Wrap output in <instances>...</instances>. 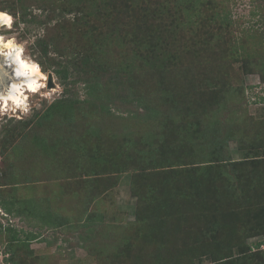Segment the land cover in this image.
Wrapping results in <instances>:
<instances>
[{"label":"rangeland","instance_id":"374dc122","mask_svg":"<svg viewBox=\"0 0 264 264\" xmlns=\"http://www.w3.org/2000/svg\"><path fill=\"white\" fill-rule=\"evenodd\" d=\"M207 1L117 0L105 22L2 0L1 36L45 76L0 104V264H264L260 0Z\"/></svg>","mask_w":264,"mask_h":264},{"label":"trees","instance_id":"16d2710c","mask_svg":"<svg viewBox=\"0 0 264 264\" xmlns=\"http://www.w3.org/2000/svg\"><path fill=\"white\" fill-rule=\"evenodd\" d=\"M67 1H68V6H73V8L75 10L74 17L78 16L80 20L81 19H85V20L90 19V17H92V16H99L98 18H100L102 16V15H99L101 13L99 11H102L101 9H106V11H107L110 9V7L112 8L114 5H116V2H117V0H67ZM185 1L188 4V6H190V8L192 10H194V9H196V6H198L201 3L202 0H185ZM207 2H209V0ZM257 3H258V8H257L258 11H256V14L258 16H260L259 19L261 21H263L264 20V12L260 9V5H264V0H260ZM0 5L2 6V0H0ZM1 6H0V10L2 11L3 9ZM28 16L29 15L25 9L21 13L20 19L26 23L31 22L34 19V16H29V17ZM102 18L104 19L105 22H108L109 13H107V16L103 15ZM221 18H223V21L227 22V24H229V25H230V23L233 22L231 14H229V13H224V15ZM137 24H138V28L136 27V29L133 30V35H130L128 32L126 34H124V38L130 44L133 42H136V40L139 39V37H137L138 36L137 34H140L141 30H146V27H144L145 24L143 23L142 20H140L139 23H137ZM255 30L258 31V33L264 39V21L262 22L261 27L255 29ZM39 41H42V40H39ZM142 44H143L145 49L148 48V45H145V44H147L146 40L142 41ZM141 51H143V50H141ZM45 52H46V50H44V53ZM150 53L153 56L154 52H149L148 53L149 56H150ZM81 63L83 64V66L81 67L80 72L85 73V71L88 70V68L90 67V62L87 58H84L83 60H81ZM56 64H57V66L55 67L54 72L57 75V77L59 78L61 84L64 85V88L66 90L67 87L71 83L74 82V81H72L73 79H70V78L74 74V72H76V71L71 72L68 68L69 64L66 61H64V62L58 61ZM159 67L161 68V70L159 72L164 71L167 67V61L163 56L161 58V64ZM42 69H43V67H42ZM86 74L87 73H85V81L87 83H84V84L87 85V87L89 88L88 93L90 94V87L92 86L90 84V82L92 79H90L89 76H86ZM160 80H161V82H163L161 74H160ZM161 82H160V84H162ZM168 100H169V98H168ZM171 102H172V100H171ZM55 103H58V101H56ZM46 113L48 115V113H50V112L47 111ZM148 135L151 136L150 134H148ZM160 135H162V134H160ZM156 137H158V136H156ZM156 137H154L155 138L154 141H157ZM152 159H153V156H152ZM172 188L174 191L176 190V186H173ZM13 240H16L15 237L13 238ZM263 244H264V241L261 243L260 242L256 243V247L258 248Z\"/></svg>","mask_w":264,"mask_h":264},{"label":"bare ground","instance_id":"6f19581e","mask_svg":"<svg viewBox=\"0 0 264 264\" xmlns=\"http://www.w3.org/2000/svg\"><path fill=\"white\" fill-rule=\"evenodd\" d=\"M0 14L9 16L1 10ZM2 52L3 55H0L1 60L4 62L10 61L6 65H10L13 69H10L12 70L11 72L5 73L4 71L1 72L0 69V104L5 106L8 102H12L15 105H19L24 101L25 92H35L40 87L41 83L39 84L40 81L37 77L41 76L44 78L45 75L41 73L36 63L22 57L20 46L14 44L10 39H3L0 34V53ZM0 64L2 65V62ZM17 71H19L20 75H17ZM5 75H7L6 78Z\"/></svg>","mask_w":264,"mask_h":264},{"label":"water","instance_id":"95a60500","mask_svg":"<svg viewBox=\"0 0 264 264\" xmlns=\"http://www.w3.org/2000/svg\"><path fill=\"white\" fill-rule=\"evenodd\" d=\"M0 60H1V58H0ZM0 62H2V66H3V68H4L6 71H8V72H11V71H12V70H10V69H11V66H10V65H6L5 62H4L3 60H1ZM6 76H7V75H5V78H6ZM46 76H47V87H48V88H51L52 85H53L52 73L49 72V73H47ZM7 80H8V79H7Z\"/></svg>","mask_w":264,"mask_h":264},{"label":"snow or ice","instance_id":"6c2138e0","mask_svg":"<svg viewBox=\"0 0 264 264\" xmlns=\"http://www.w3.org/2000/svg\"><path fill=\"white\" fill-rule=\"evenodd\" d=\"M0 23L6 24V25H11V17L5 15V14H0ZM17 75H20L19 71H17Z\"/></svg>","mask_w":264,"mask_h":264}]
</instances>
